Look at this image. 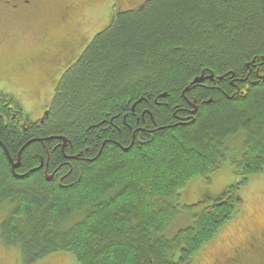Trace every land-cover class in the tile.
<instances>
[{
    "label": "trees",
    "instance_id": "16d2710c",
    "mask_svg": "<svg viewBox=\"0 0 264 264\" xmlns=\"http://www.w3.org/2000/svg\"><path fill=\"white\" fill-rule=\"evenodd\" d=\"M262 76L264 0L114 9L41 119L0 98V243L24 264H189L264 172ZM225 163L238 180L168 234L180 192Z\"/></svg>",
    "mask_w": 264,
    "mask_h": 264
},
{
    "label": "rangeland",
    "instance_id": "374dc122",
    "mask_svg": "<svg viewBox=\"0 0 264 264\" xmlns=\"http://www.w3.org/2000/svg\"><path fill=\"white\" fill-rule=\"evenodd\" d=\"M48 1V0H46ZM142 0L112 5V0H49L32 21L13 17L0 21V98H10L30 121L45 115L56 83L92 38L106 25L114 9L137 6ZM15 164V163H14ZM238 180L228 164L209 181L193 180L180 192L178 216L172 234L191 222L195 209L188 208L206 198L215 199ZM238 213L206 243L189 264H244L245 248L264 235V172L251 176L239 190ZM2 217L0 216V222ZM172 230V231H171ZM19 250L0 243V264H24ZM34 264H78L65 252L51 254ZM247 264H264L256 256Z\"/></svg>",
    "mask_w": 264,
    "mask_h": 264
},
{
    "label": "flooded vegetation",
    "instance_id": "af4514ba",
    "mask_svg": "<svg viewBox=\"0 0 264 264\" xmlns=\"http://www.w3.org/2000/svg\"><path fill=\"white\" fill-rule=\"evenodd\" d=\"M126 1L129 2V0H112V5L117 6L118 4H124V6H128V2ZM48 2L49 0H0V21L13 17L20 18L22 21H32L34 16L40 11L50 9V7L45 5ZM74 61L72 63H74ZM70 65L71 63L67 66ZM244 253H246L247 258V261L244 264H247L250 261V258L256 256V254L258 257L264 259V235L259 239L252 238L248 243V246L245 248Z\"/></svg>",
    "mask_w": 264,
    "mask_h": 264
},
{
    "label": "water",
    "instance_id": "95a60500",
    "mask_svg": "<svg viewBox=\"0 0 264 264\" xmlns=\"http://www.w3.org/2000/svg\"><path fill=\"white\" fill-rule=\"evenodd\" d=\"M261 78H264V76H262ZM207 79L213 80V75L211 74L210 76L207 77ZM218 79L221 80L222 77H218ZM203 80H204L203 77L196 78V79H194V81L192 83H199V82H202ZM7 155H8V153H7ZM8 158H9L10 164L12 165V169L14 171V169L19 166V159L17 160V163L14 164L13 161L11 160V158L9 157V155H8Z\"/></svg>",
    "mask_w": 264,
    "mask_h": 264
},
{
    "label": "bare ground",
    "instance_id": "6f19581e",
    "mask_svg": "<svg viewBox=\"0 0 264 264\" xmlns=\"http://www.w3.org/2000/svg\"><path fill=\"white\" fill-rule=\"evenodd\" d=\"M18 159H19V158H18ZM18 159H17V160H18Z\"/></svg>",
    "mask_w": 264,
    "mask_h": 264
}]
</instances>
